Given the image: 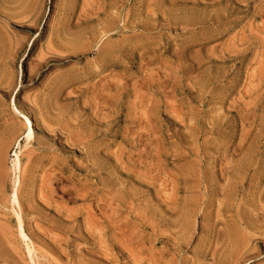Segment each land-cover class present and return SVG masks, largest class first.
<instances>
[{
    "label": "rangeland",
    "instance_id": "1",
    "mask_svg": "<svg viewBox=\"0 0 264 264\" xmlns=\"http://www.w3.org/2000/svg\"><path fill=\"white\" fill-rule=\"evenodd\" d=\"M0 264H264V0H0Z\"/></svg>",
    "mask_w": 264,
    "mask_h": 264
},
{
    "label": "bare ground",
    "instance_id": "2",
    "mask_svg": "<svg viewBox=\"0 0 264 264\" xmlns=\"http://www.w3.org/2000/svg\"><path fill=\"white\" fill-rule=\"evenodd\" d=\"M252 250H253V246H252ZM248 251H251V249L249 248V250ZM254 252H255V249L253 250ZM246 252L247 251H245V254H246ZM250 254V253H249ZM259 254V253H258ZM242 256H244V254H242ZM247 256V255H246ZM256 256V255H255ZM243 258V257H242ZM247 258V257H246ZM251 258H252V256H251Z\"/></svg>",
    "mask_w": 264,
    "mask_h": 264
}]
</instances>
